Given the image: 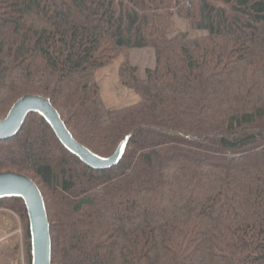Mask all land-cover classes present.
Masks as SVG:
<instances>
[{"label":"trees","instance_id":"trees-1","mask_svg":"<svg viewBox=\"0 0 264 264\" xmlns=\"http://www.w3.org/2000/svg\"><path fill=\"white\" fill-rule=\"evenodd\" d=\"M121 57L139 100L109 107L97 73ZM27 95L96 156L123 144L93 169L37 112L0 141V173L43 195L51 264H264V0H0V120ZM3 203L33 264L25 202Z\"/></svg>","mask_w":264,"mask_h":264},{"label":"water","instance_id":"water-1","mask_svg":"<svg viewBox=\"0 0 264 264\" xmlns=\"http://www.w3.org/2000/svg\"><path fill=\"white\" fill-rule=\"evenodd\" d=\"M42 114L52 126L62 144L87 166L108 169L115 166L123 151V144L109 159H102L78 143L66 128L51 101L39 95L19 99L8 116L0 120V141L14 138L22 129L30 113ZM20 197L24 200L30 219L33 242V264H51V234L46 207L37 184L28 176L7 171L0 173V198Z\"/></svg>","mask_w":264,"mask_h":264},{"label":"rangeland","instance_id":"rangeland-1","mask_svg":"<svg viewBox=\"0 0 264 264\" xmlns=\"http://www.w3.org/2000/svg\"><path fill=\"white\" fill-rule=\"evenodd\" d=\"M133 55L142 60H146L145 58L148 56L143 51H135ZM122 61L123 57L115 60L111 65L99 70L97 73V81L104 102L109 107L131 105L139 100L136 93L120 85L119 68ZM7 204L10 206L9 203L0 204V264H29L25 235L26 222Z\"/></svg>","mask_w":264,"mask_h":264}]
</instances>
